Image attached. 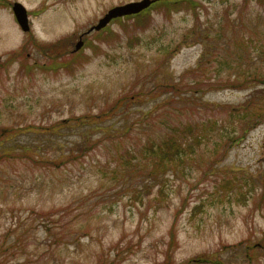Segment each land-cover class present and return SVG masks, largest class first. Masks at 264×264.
Instances as JSON below:
<instances>
[{
    "label": "rangeland",
    "instance_id": "obj_1",
    "mask_svg": "<svg viewBox=\"0 0 264 264\" xmlns=\"http://www.w3.org/2000/svg\"><path fill=\"white\" fill-rule=\"evenodd\" d=\"M7 1L0 132H18L16 153L55 163L0 160V264H182L215 252L264 264V246L242 257L264 242V0L153 8L101 36L87 31L141 0ZM62 38L58 58L42 50ZM125 95L108 118L82 121ZM185 122L201 126L198 141L176 159L140 147L152 140L157 153ZM136 147V158L125 149Z\"/></svg>",
    "mask_w": 264,
    "mask_h": 264
},
{
    "label": "trees",
    "instance_id": "obj_2",
    "mask_svg": "<svg viewBox=\"0 0 264 264\" xmlns=\"http://www.w3.org/2000/svg\"><path fill=\"white\" fill-rule=\"evenodd\" d=\"M155 2H156L155 6L152 4L150 7L142 10L140 13H137L134 15H128V16H125L122 18H116V19H113L111 22L122 23L124 21L126 22L127 20H134L136 22H140L143 18L150 16L151 9H153V8H154V10L160 9L159 7L179 8V7L183 6L184 4H188L189 6H194V3L192 0H156ZM6 3H8L7 0H0V6L6 5ZM107 26L99 31V33L102 32L100 34V36L104 32H108L110 30L109 27L107 28ZM67 44H68L67 39L62 38V39H60V41L58 40L57 42H54V43H48V44L42 45V48H43L42 50L46 51L45 53H48L49 55L53 56L54 58H58V56L56 57L55 54L66 53L67 51H65V50H66V48H68ZM73 55H75V54H73ZM68 65H69L68 62L63 63V66H65V67H68ZM129 101H130V97L125 95V96L117 99L109 108L102 111L99 115L87 116V117H84L81 119L83 122H87V124L94 125L97 122H99V119H102V118L106 119L109 116H111L112 111L118 110L123 105H124L123 107H125ZM61 123L62 122L59 121L57 124L60 125ZM199 128H201V126H199L197 128V130ZM27 129H29V127ZM171 130L175 131L178 134L177 135H174L172 133L168 134V136L171 135V137L170 138L165 137L163 139V146L160 145L161 148L158 146L160 150L157 153L154 151V148H152L153 144H154L152 142V140L146 141L140 147L143 148L144 152L145 151H151L153 154L155 153L156 156L159 154L162 157V159L164 158V159H166V161H172V160L176 159L185 150L188 151V150L193 149V145H195V143H197V141H198L197 140L198 136H199L198 134L192 136L197 130H196V127L194 125L193 126L191 125V122H188V123L185 122L183 124L176 125V126L174 125L171 128ZM18 131H20V130H18ZM16 132L17 131L13 130L12 128L6 132H0V147H2V148H0V160H5V159L11 158L13 156V157H18V158L25 160V161H31V162H33V164H39V163H46V164L53 163L54 164L55 163V159H46L41 154L37 153V151L34 152L33 149H30V150L23 149L20 153H16L15 152V146L17 144H15L13 142L16 135L18 134V132L17 133ZM188 137H191L192 139L188 140L189 139ZM4 142H7L8 146L12 145L11 152L7 150V147H4V146H6V145H4ZM10 143H11V145H10ZM183 144H184V147H182ZM128 148H125V149H127V152L133 153L135 158H136V153L139 152V148L136 147L135 151L130 150ZM162 159L158 162V164L156 163V161H154L155 170H157V167H159V165L161 164ZM150 171H152V169H150ZM169 232L171 234L174 233L173 229H170ZM262 244L263 245L254 244L250 248V250H251L250 253L248 251L249 248L248 249L246 248L247 249L246 253H249V254L243 255L242 256L243 259L246 258L250 261V259H252L254 257L256 258L255 255H256L258 249H260L261 246H264V242ZM229 246L230 245H225V246H223L222 249H225L226 247H229ZM232 247H233V245L230 246V248H232ZM209 263L227 264V262L221 258L220 254L218 252L194 256L193 258H191L190 260H188L187 262L182 263V264H209ZM161 264H175V263L170 260V257H166Z\"/></svg>",
    "mask_w": 264,
    "mask_h": 264
},
{
    "label": "water",
    "instance_id": "obj_3",
    "mask_svg": "<svg viewBox=\"0 0 264 264\" xmlns=\"http://www.w3.org/2000/svg\"><path fill=\"white\" fill-rule=\"evenodd\" d=\"M152 2H154V0H141L138 2H132L129 4L127 3V4L118 5L116 7H113L111 9H109L107 11V13L102 18L99 19L97 24L90 26V28L88 29L87 32H89L92 29L99 30V29L103 28L104 26L107 25V23L112 18L132 14V13H137V12L141 11L142 9L148 7L149 4H151ZM12 10H13V14L16 18V21L20 25L21 29L23 31H28L29 24H28V21L26 20L27 19L26 11H25L26 9H24L22 4L15 2L12 5ZM81 44H82V41L78 40L75 44L74 50L79 49Z\"/></svg>",
    "mask_w": 264,
    "mask_h": 264
}]
</instances>
